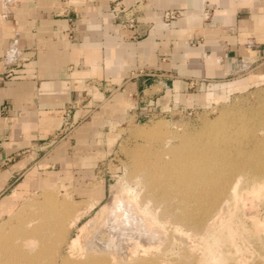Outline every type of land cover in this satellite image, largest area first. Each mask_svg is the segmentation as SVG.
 Returning <instances> with one entry per match:
<instances>
[{
    "label": "rangeland",
    "instance_id": "obj_1",
    "mask_svg": "<svg viewBox=\"0 0 264 264\" xmlns=\"http://www.w3.org/2000/svg\"><path fill=\"white\" fill-rule=\"evenodd\" d=\"M178 97L169 103L168 93L164 112L150 121L112 113L92 138V161L74 169L62 161L73 152L71 134L55 139L39 175L63 184L23 195L0 215L7 227L0 244L32 237L28 259L11 254L0 264H264V186L254 177L264 166V77L193 84ZM160 122L167 126L153 132ZM140 129L152 134L139 136ZM200 162L202 173H214L205 192L175 176L174 167ZM102 180L105 197L87 212L91 188ZM49 197L57 205H43ZM114 197L131 208L129 221H115L107 207ZM58 213L59 222L49 220ZM94 234L104 243L88 245Z\"/></svg>",
    "mask_w": 264,
    "mask_h": 264
},
{
    "label": "crops",
    "instance_id": "obj_2",
    "mask_svg": "<svg viewBox=\"0 0 264 264\" xmlns=\"http://www.w3.org/2000/svg\"><path fill=\"white\" fill-rule=\"evenodd\" d=\"M136 13L137 28L121 29ZM241 76L264 77V0H1L0 215L63 184L39 175L59 136L71 134L62 161L74 169L112 113L142 121L168 93Z\"/></svg>",
    "mask_w": 264,
    "mask_h": 264
},
{
    "label": "bare ground",
    "instance_id": "obj_3",
    "mask_svg": "<svg viewBox=\"0 0 264 264\" xmlns=\"http://www.w3.org/2000/svg\"><path fill=\"white\" fill-rule=\"evenodd\" d=\"M164 125H165V123H162V122L156 124L154 127L157 129L153 132L159 133L160 131L164 130L163 129ZM165 126H167V125H165ZM150 134H152V131L149 132L148 130H145V129H140L138 131L139 136H149ZM203 165H204V163L200 162L199 164H190L186 168L174 167L175 168V174H177L175 176H178L179 179H182L184 182H187V183H191L192 180H195V183L198 181V185H196L195 183H191V186H193V188H192L193 191L205 192V190L207 189V185L214 178V175H213L214 173L211 172V170L209 168H204L205 173H202L203 168H199V167H202ZM196 168L198 170H196ZM254 177L258 180L260 186H264V166L261 170L256 171V173L254 174ZM210 184H212V183H210ZM263 189H264V187H263ZM71 200H70V198L65 199V202H63L61 205L66 206V205H68V203ZM90 202H91V205L89 207H87V209H88L87 212H89L90 210L95 208L98 204L97 201L96 202L90 201ZM42 203H43V205H52V206L57 205V203L54 200H52L51 197L45 198L44 200H42ZM110 206H112L113 211H111V212H112L114 219L117 223H119V221L125 223L124 218H126V220L129 221L128 212L130 211L131 208L128 210L122 208L121 205L118 204V200L115 199V197L112 198V200H110V202L108 200L107 207L109 208ZM107 211H109V210H107ZM62 218H63V214H61V213L50 214V216H49V220L53 219L56 222H59ZM32 219L34 220L35 218H32ZM76 223L77 222H72V221L69 222V224H68L69 229L73 228ZM29 226L30 225H28V227ZM0 228H1L0 233H2L4 231L3 229H5L7 227H5L3 225ZM108 229H109V227H108ZM27 230L29 231V229H27ZM127 230H129V229H127ZM127 230L123 229V232H122L123 236L126 235L125 233L127 232ZM76 233H77V235L75 238L72 239V243L74 242L75 239L77 240V242L80 239V237H79L80 232L76 231ZM128 234L129 233H127V235ZM31 238L32 237H31L30 233H28V234L23 233V234H20L18 237L13 236V237L9 238L8 241H5V242L0 244V257L8 258V257H10L11 254H15L16 258L18 257L20 260L21 259H28L30 257L28 255L29 254L28 249L31 246V243H29V240ZM123 238H126V237H123ZM138 239H140V238L137 237L136 240H138ZM131 240H132V238H131ZM94 241H99L101 243H104V241L101 239V236L98 234H94L91 237H89L88 245L90 243H94ZM137 242H139V241H137ZM129 255L131 256V254H129ZM54 262H55V260H53V264H54Z\"/></svg>",
    "mask_w": 264,
    "mask_h": 264
},
{
    "label": "built area",
    "instance_id": "obj_4",
    "mask_svg": "<svg viewBox=\"0 0 264 264\" xmlns=\"http://www.w3.org/2000/svg\"><path fill=\"white\" fill-rule=\"evenodd\" d=\"M122 7H123L122 5L118 6V9H123ZM162 17L165 21L170 22L177 17V14L174 11H166L163 13ZM118 18H119V23H120L121 29L135 30L137 28V25L140 22V19H139L140 16L138 13H136L132 16L125 17V18H120V17H118ZM163 112H164V110H160L158 112H153L151 108H148V110H147L148 114L145 115L144 120L150 121L151 119L155 118L156 116L160 115ZM68 129H70V127H68ZM62 130H64V128Z\"/></svg>",
    "mask_w": 264,
    "mask_h": 264
}]
</instances>
